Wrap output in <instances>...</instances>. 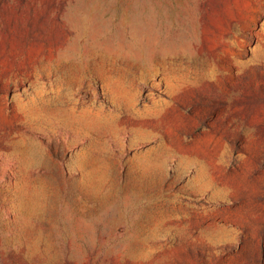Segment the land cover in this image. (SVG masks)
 Masks as SVG:
<instances>
[{
  "label": "rangeland",
  "instance_id": "rangeland-1",
  "mask_svg": "<svg viewBox=\"0 0 264 264\" xmlns=\"http://www.w3.org/2000/svg\"><path fill=\"white\" fill-rule=\"evenodd\" d=\"M0 264H264V0H0Z\"/></svg>",
  "mask_w": 264,
  "mask_h": 264
}]
</instances>
